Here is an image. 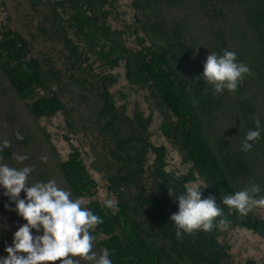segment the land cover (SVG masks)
<instances>
[{
	"label": "trees",
	"instance_id": "obj_1",
	"mask_svg": "<svg viewBox=\"0 0 264 264\" xmlns=\"http://www.w3.org/2000/svg\"><path fill=\"white\" fill-rule=\"evenodd\" d=\"M225 50L251 74L235 93L214 94L204 63L210 52ZM122 80L148 94L185 172L167 168L166 147L152 142L151 115L113 92ZM53 116L61 118L65 140L81 137L83 151L70 144L61 158L42 125ZM256 119L261 138L245 152ZM3 141L10 147L0 151V163L32 167L30 185L55 180L71 199L89 198L83 206L103 221L91 232L93 251L107 249L112 264H237L222 240L235 227L264 239V218L254 210L242 216L221 205L227 227L217 220L212 231L182 239L170 217L197 180L202 196L218 203L222 193L253 183L264 196V0H0ZM82 152L114 207L93 199L97 183ZM17 154L28 159L18 162ZM4 191L0 186V257L26 223Z\"/></svg>",
	"mask_w": 264,
	"mask_h": 264
},
{
	"label": "clouds",
	"instance_id": "obj_2",
	"mask_svg": "<svg viewBox=\"0 0 264 264\" xmlns=\"http://www.w3.org/2000/svg\"><path fill=\"white\" fill-rule=\"evenodd\" d=\"M250 74L247 65L237 62L235 52L225 50L222 55L210 52L202 75L206 84L214 86V94H220L225 90L235 93L243 77ZM17 138L23 139L18 132ZM260 138L261 123L256 119L255 130L247 132L242 150L251 151L253 143ZM8 147L10 143L3 141L0 151ZM15 159L23 162L28 157L17 154ZM32 171L30 166L15 168L0 163V186L5 189L4 195L15 203L14 210L26 221L13 234V244L5 248L7 256L0 257V264H80V260L112 264L107 249L99 255L93 251L96 237L91 232L103 222L101 217L84 207L81 199H71V193L59 188L55 180L30 185ZM201 189L197 183H190L185 187V194L177 197L178 212L170 219L178 239H182V234L198 230L210 232L217 220L219 225L227 227L231 221L225 217L221 205L242 216L256 207L264 208V196H258L261 188L255 183L234 195L222 193L219 203L216 196L202 198ZM22 192L26 194L24 199L20 198ZM168 195L176 197L173 187H169ZM105 206L112 208L114 202L106 200ZM33 230L37 233L42 230L43 234L33 235Z\"/></svg>",
	"mask_w": 264,
	"mask_h": 264
},
{
	"label": "rangeland",
	"instance_id": "obj_3",
	"mask_svg": "<svg viewBox=\"0 0 264 264\" xmlns=\"http://www.w3.org/2000/svg\"><path fill=\"white\" fill-rule=\"evenodd\" d=\"M119 90L125 94V102L131 104V102L136 101L141 106L146 116L151 115L152 123L150 131L152 134V142L166 147L167 168L177 173L185 172L188 166L181 163L178 152L167 143L161 129L162 117L150 102L148 94L131 89L123 80L113 89V92L116 93L117 97L119 96L117 94ZM42 125L50 134L62 159H66L68 153L72 149L70 144L80 149L82 148V139L78 135H70V140H65L64 136L67 135V132L64 130L62 120L59 116L43 119ZM82 155L89 173L97 183V193L93 199L104 204L106 200L113 201L112 196L105 190V185L100 179V176L90 168V162L84 152H82ZM194 183L199 185L200 181L197 180ZM202 198L204 197L202 196ZM82 201H89V198L83 199ZM253 210L257 215L264 218V208L256 207ZM222 241H225L230 246V253L237 264H245L248 260L260 263L264 259V239L258 236L251 227H235L227 233Z\"/></svg>",
	"mask_w": 264,
	"mask_h": 264
}]
</instances>
